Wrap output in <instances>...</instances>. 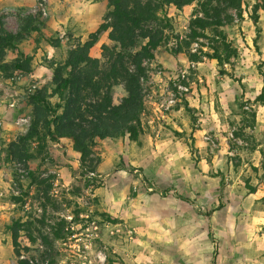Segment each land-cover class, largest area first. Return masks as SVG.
I'll return each mask as SVG.
<instances>
[{
	"label": "rangeland",
	"instance_id": "1",
	"mask_svg": "<svg viewBox=\"0 0 264 264\" xmlns=\"http://www.w3.org/2000/svg\"><path fill=\"white\" fill-rule=\"evenodd\" d=\"M207 1L165 6L146 28L165 43L142 62L136 142L95 139L83 157L68 139L40 137L17 157L32 98L45 92L62 113L53 73L111 9L108 0H0V34L24 36L0 60L30 59V72L0 73V264H264V0L211 3L237 47L225 75L206 55L212 30L187 46L189 23L212 21ZM107 43L106 34L89 56L101 60Z\"/></svg>",
	"mask_w": 264,
	"mask_h": 264
},
{
	"label": "trees",
	"instance_id": "2",
	"mask_svg": "<svg viewBox=\"0 0 264 264\" xmlns=\"http://www.w3.org/2000/svg\"><path fill=\"white\" fill-rule=\"evenodd\" d=\"M157 1L158 4L153 6L152 3L144 4L142 0H108L110 22L100 25L85 43L72 49L64 66L53 73V94L63 102V106H56L62 113H55L45 92L33 97L34 119L21 144L34 138L39 140L40 137L51 142L68 139L83 157H87L90 149L97 146L95 139H115L127 135L129 140L137 141L139 116L143 110L140 78L145 77V69L142 62L152 59L156 48L165 43L161 30L151 32L146 28L160 22L156 15L159 9L173 6L180 10L197 0ZM211 3L222 4L226 8L239 7L238 0H208L202 4L203 16L208 18L213 12L212 21L193 19L189 23L187 46L205 37L200 32L212 30L211 53L206 55L216 61L220 74L225 75L224 67L234 65L237 47L222 30L220 13L210 6ZM252 23H257L256 13ZM32 25V19H28L26 27L37 31ZM106 34L108 43L101 46L102 59L91 58L90 50ZM23 39L20 33L0 34V56L3 57L6 51H15L16 44ZM145 41L144 45H140ZM16 72H30V59L19 56L9 62L0 60L1 74L10 76ZM13 151L17 157L24 155L25 145H13ZM214 211L208 212L207 217L210 218ZM12 264L28 263L16 261Z\"/></svg>",
	"mask_w": 264,
	"mask_h": 264
},
{
	"label": "built area",
	"instance_id": "3",
	"mask_svg": "<svg viewBox=\"0 0 264 264\" xmlns=\"http://www.w3.org/2000/svg\"><path fill=\"white\" fill-rule=\"evenodd\" d=\"M181 79H183V77H181ZM178 89L180 91H183V92H186L187 91L186 87L183 86V84H179L178 85ZM10 107L13 108L14 107V103L10 104ZM25 123H26V120L25 119L19 118L17 120V124L20 125V126L24 125Z\"/></svg>",
	"mask_w": 264,
	"mask_h": 264
},
{
	"label": "crops",
	"instance_id": "4",
	"mask_svg": "<svg viewBox=\"0 0 264 264\" xmlns=\"http://www.w3.org/2000/svg\"><path fill=\"white\" fill-rule=\"evenodd\" d=\"M214 213V212H213Z\"/></svg>",
	"mask_w": 264,
	"mask_h": 264
}]
</instances>
